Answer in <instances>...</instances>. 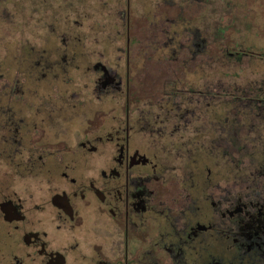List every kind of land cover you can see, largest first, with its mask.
<instances>
[{
	"label": "rangeland",
	"instance_id": "374dc122",
	"mask_svg": "<svg viewBox=\"0 0 264 264\" xmlns=\"http://www.w3.org/2000/svg\"><path fill=\"white\" fill-rule=\"evenodd\" d=\"M125 4L0 0V191L26 186L39 199L60 160L84 174L105 165L110 141L84 152L76 133L118 126L126 99L129 143L159 176L146 210L129 216L146 219L137 235L151 255L129 262L264 264L261 236L238 227L264 197V0H128L127 32ZM43 140L46 166L31 171ZM102 209L92 198L79 208L76 238L105 222ZM15 238L0 227L1 256ZM172 239L175 256L161 249ZM84 250L73 264L90 261Z\"/></svg>",
	"mask_w": 264,
	"mask_h": 264
},
{
	"label": "flooded vegetation",
	"instance_id": "af4514ba",
	"mask_svg": "<svg viewBox=\"0 0 264 264\" xmlns=\"http://www.w3.org/2000/svg\"><path fill=\"white\" fill-rule=\"evenodd\" d=\"M128 10L126 0L124 13L126 32L129 26ZM127 39L126 36V48ZM101 70L108 74L105 68ZM104 80L102 85L112 81L106 75ZM124 88L127 95L126 73ZM124 105L125 112L123 118L118 121V126L109 127L104 135H98V131H93L83 138L82 131L76 133L74 143L84 152L96 151L95 143L98 141L103 139L110 141L112 151L105 165L92 174H84L83 171L74 168L71 161L60 160V167L56 169L54 175L44 177L42 180L51 189L45 197L39 199L31 192V188L26 186L19 189V195L16 191H0V227L6 237L12 233L16 235L14 249L6 255L0 254V264H73L77 257H70V254L82 244L85 247L84 251L88 252L82 251L79 258L89 256L90 261L86 264H132L129 259L135 256L151 255V249L146 248L137 235L138 226L142 222L146 223V219L142 218L136 222L130 220L129 216L133 213L138 215L146 210V203L154 194L152 188L154 190V183L158 181L159 176L152 160L129 143L130 126L127 119L129 101L125 99ZM0 109L2 110L1 106ZM39 128L35 129L41 135L42 131ZM43 141L37 142L38 145L33 144L34 154L28 157L31 171L46 166L40 153L45 152L44 147L49 144V140ZM74 143L67 145L63 143V146L67 148ZM55 144L56 142H53L52 145ZM45 171L49 172L47 169ZM91 198L103 208L101 211L105 222L86 225L87 236L80 235L83 237L76 238L74 230L84 226L79 208L89 204ZM257 207L256 214L247 217L246 220L243 219L245 222L239 221L238 227L240 232L247 236H261L262 239L258 240L262 243L259 242V245L256 244V239L252 237L251 239L253 246H262L264 197ZM238 209L240 208H235ZM171 243V247L163 245L161 249L175 256L179 250L175 249L176 243L173 239Z\"/></svg>",
	"mask_w": 264,
	"mask_h": 264
}]
</instances>
